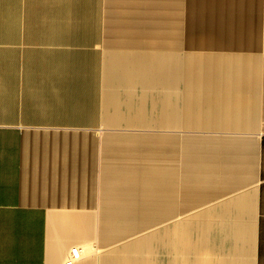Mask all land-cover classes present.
<instances>
[{
    "label": "crops",
    "instance_id": "0c3cea01",
    "mask_svg": "<svg viewBox=\"0 0 264 264\" xmlns=\"http://www.w3.org/2000/svg\"><path fill=\"white\" fill-rule=\"evenodd\" d=\"M264 264V0H0V264Z\"/></svg>",
    "mask_w": 264,
    "mask_h": 264
},
{
    "label": "built area",
    "instance_id": "2783aa9c",
    "mask_svg": "<svg viewBox=\"0 0 264 264\" xmlns=\"http://www.w3.org/2000/svg\"><path fill=\"white\" fill-rule=\"evenodd\" d=\"M82 256V249L79 247H75L71 250V254L69 255L65 264H74L78 261Z\"/></svg>",
    "mask_w": 264,
    "mask_h": 264
}]
</instances>
